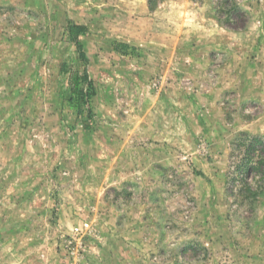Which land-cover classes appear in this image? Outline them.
Returning a JSON list of instances; mask_svg holds the SVG:
<instances>
[{"label":"rangeland","instance_id":"374dc122","mask_svg":"<svg viewBox=\"0 0 264 264\" xmlns=\"http://www.w3.org/2000/svg\"><path fill=\"white\" fill-rule=\"evenodd\" d=\"M246 136L264 0H0V264H264Z\"/></svg>","mask_w":264,"mask_h":264},{"label":"trees","instance_id":"16d2710c","mask_svg":"<svg viewBox=\"0 0 264 264\" xmlns=\"http://www.w3.org/2000/svg\"><path fill=\"white\" fill-rule=\"evenodd\" d=\"M67 30H68V37H69V40L71 42H73L75 44V46L77 47L78 49V52H79V56L82 58V59H86L85 58V55H84V52L82 50V44H81V41L79 39V36L81 35H84L86 33V26L83 25V24H77V23H69L68 27H67ZM128 47V44L127 43H118L116 45V49L118 50H125V48ZM82 79L84 81H87L88 80V74L86 72V70H84V73L82 75ZM70 82H71V89H72V93L73 95L76 94V87L78 85V78L76 77H73L70 79ZM75 91V92H74ZM78 95V93H77ZM78 99V97H77ZM248 137V140L249 142H252L251 144L252 145H255L256 143L260 144V143H263L264 142V139L263 138H260L259 136H246ZM247 154L246 156L248 155V152H249V149H247L245 151ZM257 160L256 162H253V164L250 163V165H246L245 167L242 166V169H244L245 173H246V176L244 177V179L242 180L243 182H245L247 179V177L255 170V171H259L261 176H263L262 174L264 173L263 172V168H259L258 166H264V156L263 155H259L257 154ZM245 158V157H244ZM249 159L246 157V162L245 163H248ZM255 163V164H254ZM241 168V166H240ZM250 193L252 195L255 194V192L253 191H250Z\"/></svg>","mask_w":264,"mask_h":264}]
</instances>
